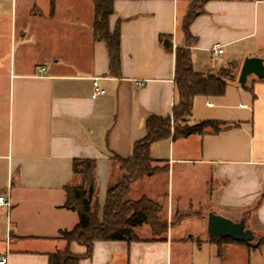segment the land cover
<instances>
[{"label": "crops", "instance_id": "1", "mask_svg": "<svg viewBox=\"0 0 264 264\" xmlns=\"http://www.w3.org/2000/svg\"><path fill=\"white\" fill-rule=\"evenodd\" d=\"M191 2L114 0L109 28L113 32L119 24L121 40L116 72L106 43L94 35L92 0L84 14L67 19H56L49 9L42 37L21 28L20 38L28 42L6 73L7 131L0 150V196L10 204L0 208V258L7 264H49L51 254L67 247L73 255L86 253L61 236L79 221L65 206L66 187L81 183L73 163L96 162L94 203L101 216L108 189L120 180L112 157L129 159L146 136L147 120L170 116L178 103L175 52L185 47L197 73L236 67L224 96L193 102L191 123L219 121L224 129L152 145L153 166L160 171L134 183L130 198L162 206L166 240H154L144 226L136 230L139 242H97L80 264H225L229 256L251 264L256 247L233 240L215 244L208 216L243 221L264 235V80L250 76L246 88L239 83L245 59L264 60V0L204 3L189 26L194 42L188 46L183 25ZM162 37L171 39V52ZM29 40L41 51L31 50ZM217 44L224 48L219 61L212 54ZM95 81L103 95L94 96Z\"/></svg>", "mask_w": 264, "mask_h": 264}, {"label": "trees", "instance_id": "2", "mask_svg": "<svg viewBox=\"0 0 264 264\" xmlns=\"http://www.w3.org/2000/svg\"><path fill=\"white\" fill-rule=\"evenodd\" d=\"M95 5V21L93 31L97 40L107 45L111 71L116 72L120 66V26L116 25L113 32L109 28V18L113 14L114 0H92ZM210 0H197V5L191 8L185 18L183 32L188 46L194 39L189 33V26L197 14L202 12L203 4ZM164 49L172 51L171 39H160ZM236 70V67L230 65ZM235 77L233 73L221 71L218 74L197 73L193 69L189 47L178 48L175 52V84L179 96L172 114L167 117L151 116L146 122V136L134 144L129 159L112 157L118 167L120 180L118 184L107 191V197L99 215V207L94 200L97 196L96 162L92 160H75L73 172L80 179L79 186H68L66 207L73 208L78 214L77 225L61 236L69 246L76 243L85 247L83 256L73 255L68 247L62 252H56L49 257V264H80L81 260L92 256L97 242H139L136 230L144 226L150 228L154 240L164 241L168 233L169 224L163 218L162 206L152 199L143 197L139 200L130 198L134 183L154 176L160 170L153 166L155 160L151 158L150 150L153 144L172 139H184L192 135L203 136L208 131L220 133L225 124L219 121H202L191 123L194 99L198 96L222 97L225 95L229 81ZM246 88V84L242 86ZM213 242L220 245L232 241L228 238L219 240L212 237ZM259 242V243H258ZM255 247L264 246V238Z\"/></svg>", "mask_w": 264, "mask_h": 264}, {"label": "rangeland", "instance_id": "3", "mask_svg": "<svg viewBox=\"0 0 264 264\" xmlns=\"http://www.w3.org/2000/svg\"><path fill=\"white\" fill-rule=\"evenodd\" d=\"M87 1L91 0H0V150H2L7 131L8 89L6 73H8L11 58H14V55L20 52V45L28 42L20 38L21 28L27 27L29 29L28 36L32 38L34 36L42 37V26L44 18L48 17L49 9L56 13V19H67L74 12H83L84 14ZM197 4V0H192L191 5ZM74 5L77 8H74ZM79 5H83L84 9L81 6L78 9ZM71 6L74 8L73 10H70ZM29 43L32 46L35 45L31 50L41 51L38 44L33 41ZM20 55L19 53L18 56ZM221 71L234 72V74L236 72L230 66L223 68ZM77 181H79V178H77ZM3 184L4 178L0 176V190ZM161 187H163V183ZM71 209L73 210V208ZM255 237L254 243H257L264 238V235L255 234ZM232 259V256L227 257L226 260L228 261L225 264H238L237 258ZM249 261L251 264H264V246L254 248Z\"/></svg>", "mask_w": 264, "mask_h": 264}, {"label": "water", "instance_id": "4", "mask_svg": "<svg viewBox=\"0 0 264 264\" xmlns=\"http://www.w3.org/2000/svg\"><path fill=\"white\" fill-rule=\"evenodd\" d=\"M255 76L259 80H264V60L251 57L245 59L239 76L240 85H245L247 78ZM208 232L217 240L228 238L238 243H244L250 246H256L255 234L246 229L243 221L233 222L224 217L210 214L208 216Z\"/></svg>", "mask_w": 264, "mask_h": 264}, {"label": "built area", "instance_id": "5", "mask_svg": "<svg viewBox=\"0 0 264 264\" xmlns=\"http://www.w3.org/2000/svg\"><path fill=\"white\" fill-rule=\"evenodd\" d=\"M212 54H213V59L215 61H219L224 54L223 46L219 44L215 45L213 47ZM42 71H44V69H42ZM104 93L105 92L98 87L97 81H95L94 82V96L103 95ZM9 207H10V204L7 198L1 195L0 196V208H9ZM0 264H7V259L5 257L0 258Z\"/></svg>", "mask_w": 264, "mask_h": 264}]
</instances>
